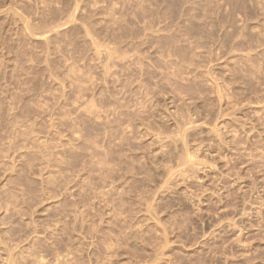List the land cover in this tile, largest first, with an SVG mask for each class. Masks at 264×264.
I'll list each match as a JSON object with an SVG mask.
<instances>
[{"label": "rangeland", "instance_id": "1", "mask_svg": "<svg viewBox=\"0 0 264 264\" xmlns=\"http://www.w3.org/2000/svg\"><path fill=\"white\" fill-rule=\"evenodd\" d=\"M7 246L264 264V0H0Z\"/></svg>", "mask_w": 264, "mask_h": 264}, {"label": "bare ground", "instance_id": "2", "mask_svg": "<svg viewBox=\"0 0 264 264\" xmlns=\"http://www.w3.org/2000/svg\"><path fill=\"white\" fill-rule=\"evenodd\" d=\"M156 4H158V3H156ZM163 9V8H162ZM155 10H157V9H155ZM160 10V9H159ZM183 11V10H182ZM156 12V11H155ZM159 12V11H158ZM176 13V12H175ZM153 14H155V13H153ZM163 14V13H162ZM161 14V15H162ZM174 15V14H173ZM152 16V15H151ZM157 16V15H156ZM182 16V15H181ZM177 17V16H176ZM163 18V17H162ZM155 19V18H154ZM161 20V19H160ZM159 20V21H160ZM177 20H179V18L177 19ZM144 21V20H143ZM162 21H164V19L162 20ZM156 22H158V21H156ZM166 22H167V20H166ZM176 22H178L179 23V21H176ZM177 23V24H178ZM166 25V24H165ZM181 26V25H180ZM151 28H152V26H151ZM168 28V27H167ZM169 29V28H168ZM183 29V28H182ZM185 29V28H184ZM147 30V29H146ZM167 31V30H166ZM180 31V30H179ZM136 32V31H135ZM88 33V32H87ZM181 33V32H180ZM185 33V32H184ZM181 34H183V33H181ZM141 35V34H140ZM168 35V34H167ZM180 37V36H179ZM184 38V37H183ZM185 41V40H184ZM182 43H184V42H182ZM187 43V42H186ZM173 44V43H172ZM171 48V47H170ZM181 48H183V47H181ZM184 49V48H183ZM119 50V49H118ZM177 50H179V49H177ZM109 52V51H108ZM118 52V51H117ZM121 52V51H120ZM119 52V53H120ZM126 52V51H125ZM171 52V51H170ZM179 52V51H178ZM185 52V51H184ZM124 55H125V53H124ZM110 57V52H109V56H108V58ZM113 57V56H112ZM112 57H110V58H112ZM114 57H115V55H114ZM123 58H124V56H122ZM184 57H185V55H184ZM109 58V59H110ZM177 58V57H176ZM109 59H107V60H109ZM137 60H139V59H137ZM185 61V60H184ZM187 61V60H186ZM178 62V61H177ZM140 63V62H139ZM74 70V69H73ZM70 71H72V70H70ZM77 74V73H76ZM78 75V74H77ZM79 79V78H78ZM77 78H75V80H78ZM15 96V95H14ZM4 98V97H3ZM10 99V98H9ZM11 106V105H10ZM9 107V106H8ZM186 118V117H185ZM184 118V119H185ZM183 119V118H182ZM189 119V118H188ZM188 119H185V120H188ZM16 120V119H15ZM192 121H193V119H192ZM190 122V119H189V121H185V123H183V126H184V128L187 130V129H190V127L189 126H191V124L193 123V122H195V121H193V122ZM183 122V121H182ZM196 123V122H195ZM194 123V126H196L197 125V123L195 124ZM193 125V124H192ZM182 126V127H183ZM193 126V127H194ZM192 127V128H193ZM197 127V126H196ZM180 128L181 127H178V132L180 133ZM184 128H182V129H184ZM182 129H181V131H182ZM191 130V129H190ZM187 131H189V130H187ZM192 131V130H191ZM194 131V130H193ZM190 132V131H189ZM186 134H187V136H189L190 135V133H187V132H185ZM185 134V135H186ZM189 134V135H188ZM179 135H181V133L179 134ZM187 136H185V137H183L184 138V143H183V145L184 144H186V141L188 140L187 139ZM178 138L180 139L181 137H179L178 136ZM185 139H187L186 141H185ZM181 140V139H180ZM187 145V144H186ZM186 145H184L185 147H186ZM184 147V148H185ZM187 149H188V147H187ZM186 149V150H187ZM185 150V151H186ZM191 152H185V154L187 155L186 157H185V159H183L182 158V160H181V162H183V160H185L186 161V163L187 162H189V161H191V163L190 164H187L186 166H188V165H192L193 166V168L195 169V167L197 168V166L195 165H193V159L196 157V155H195V157L193 156L194 154H190ZM195 162H196V160H195ZM185 164V163H184ZM195 164V163H194ZM200 164V163H199ZM179 165H182V163H180ZM182 166H184V165H182ZM201 166V165H200ZM199 167V166H198ZM150 209H151V207H150ZM34 231H35V229H34ZM34 239V238H33ZM34 241H36V240H34ZM32 243H33V241H32ZM31 243V244H32ZM16 246L17 247H19V244H16ZM31 246H33V244L31 245ZM7 253H6V257L4 258V264H16V262H18V263H22L23 261V258H25L24 257V249H22V248H20V249H18L19 250V252H18V255H20V259H22V260H18V257L16 256V251H14L11 247H9V246H7ZM33 252V251H32ZM31 252V253H32ZM35 252V251H34ZM31 253H30V255H31ZM36 254V253H35ZM32 257H34L33 255H31ZM35 256H37V254L35 255ZM27 258V257H26ZM37 259L39 258V257H36ZM36 258H33V260L34 259H36ZM22 261V262H21Z\"/></svg>", "mask_w": 264, "mask_h": 264}]
</instances>
